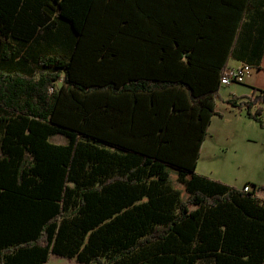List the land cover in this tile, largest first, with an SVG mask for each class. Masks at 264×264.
Masks as SVG:
<instances>
[{"label":"trees","instance_id":"obj_1","mask_svg":"<svg viewBox=\"0 0 264 264\" xmlns=\"http://www.w3.org/2000/svg\"><path fill=\"white\" fill-rule=\"evenodd\" d=\"M248 6L0 0V264H264V186L196 170Z\"/></svg>","mask_w":264,"mask_h":264},{"label":"crops","instance_id":"obj_2","mask_svg":"<svg viewBox=\"0 0 264 264\" xmlns=\"http://www.w3.org/2000/svg\"><path fill=\"white\" fill-rule=\"evenodd\" d=\"M246 14L248 15L247 19L249 21H252L253 28H255V31L253 32V36H254L253 38L254 39L260 38V34L262 33V30H264V0H249V6L247 8ZM262 46H263V54H261L257 58L256 57L253 58L251 62L252 63L251 65H253L252 66L253 70H251L246 83L243 84L245 85L246 90H239L237 86L242 84H235L237 86L233 85L232 88H230V90L226 93V98H224L222 105H219V102H217V109L219 112L222 113V116L219 117L218 115H214L211 118L209 130L207 132V136L205 138L203 145L200 146L199 159L197 161L196 170L198 173H201V175L210 176L211 178H215L216 180H221L226 183L232 184L233 186H238V187H241L242 185H238V182L236 180L232 181L231 178L232 176H227L224 173L217 174V172L214 171H210V172H207L206 170L201 171V169H199V163L202 160L204 153L205 154L208 153L209 157L211 156H213L214 158L216 156L219 157L217 153L218 152L222 153L223 152L222 147L225 146L226 144H230V139L232 137L234 138L232 132L237 134V132L239 131L238 126H235V123L237 122H240L242 127L246 124L249 127L254 128V129H249L245 132L243 131V133H245V137L248 138V140L256 141L255 135L258 134V135H262V139L264 142V126L261 125L258 121L249 118V115H247L246 112H244V110L234 107V105L226 102V100L231 99L233 97L238 99L242 97H247L249 95L251 96L254 93V91H258L259 89H264V39L262 42ZM246 53H252V51L249 50ZM244 57L243 58L242 57L236 58V56L230 57L227 66L237 67L240 64H242L244 61H248L249 56L245 58ZM242 94L244 95L242 96ZM220 97L222 98L223 95L220 94ZM169 107L171 108L172 105ZM262 117L264 119V114ZM227 119L229 120L230 124L226 126ZM192 128L193 131H195L196 124H194ZM226 148L227 146H225V150ZM245 158L248 160V155H246ZM249 183H253V182H249ZM260 195L264 197V190L263 191L261 190ZM56 256L51 255L48 264H50L51 262H54L55 264L67 263V260L65 258L59 256L56 257ZM68 263L71 262L69 261ZM75 263L77 262L75 261ZM212 263L213 262L211 261L208 263L204 262L203 264H212Z\"/></svg>","mask_w":264,"mask_h":264},{"label":"rangeland","instance_id":"obj_3","mask_svg":"<svg viewBox=\"0 0 264 264\" xmlns=\"http://www.w3.org/2000/svg\"><path fill=\"white\" fill-rule=\"evenodd\" d=\"M235 84L242 85L237 86ZM243 84L245 83L233 82L229 85L222 86L220 94L223 95V97H220L221 99L218 98L217 102H219V105H222L224 98H226V93L233 85L237 86L239 90H246L245 85ZM243 95L244 94H242V96ZM229 124L230 122L227 119L226 126ZM235 126H238L239 131L237 134L232 132L234 138L232 137L233 139H230V144L225 145L227 146L226 150L225 146H223V152H218L217 154L219 157L216 156L215 158L213 156L209 157L208 153H204L202 160L199 163V169H201V171H214L217 172V174L224 173L227 176H232V181L236 180L238 185H243L245 182H253L256 185L264 186V142L262 135H255L256 141H251L245 137V133H243V131L245 132L254 128L249 127L246 124L242 127L240 122L235 123ZM51 140L52 142L64 143L66 138L59 134L52 137ZM246 155H248V160L245 158ZM65 259L67 260L66 264H78L77 261V263H75V259ZM69 261L71 263H68ZM50 264L55 263L51 262Z\"/></svg>","mask_w":264,"mask_h":264},{"label":"built area","instance_id":"obj_4","mask_svg":"<svg viewBox=\"0 0 264 264\" xmlns=\"http://www.w3.org/2000/svg\"><path fill=\"white\" fill-rule=\"evenodd\" d=\"M251 70H253L252 66L248 63L243 62L239 66H231L228 67L222 78H221V85H229L233 82L235 83H246L248 76L250 75ZM247 191L250 190L249 187H245Z\"/></svg>","mask_w":264,"mask_h":264}]
</instances>
